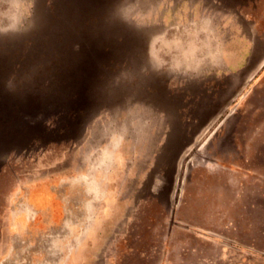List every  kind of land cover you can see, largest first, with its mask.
Segmentation results:
<instances>
[{
    "label": "rangeland",
    "instance_id": "374dc122",
    "mask_svg": "<svg viewBox=\"0 0 264 264\" xmlns=\"http://www.w3.org/2000/svg\"><path fill=\"white\" fill-rule=\"evenodd\" d=\"M0 264H264V0H0Z\"/></svg>",
    "mask_w": 264,
    "mask_h": 264
},
{
    "label": "clouds",
    "instance_id": "9594fccd",
    "mask_svg": "<svg viewBox=\"0 0 264 264\" xmlns=\"http://www.w3.org/2000/svg\"><path fill=\"white\" fill-rule=\"evenodd\" d=\"M149 55L152 61L151 67L154 72H157L159 74H168L169 72L175 70L174 65L169 63L168 53L163 47L157 49L155 53H153L152 46L150 43Z\"/></svg>",
    "mask_w": 264,
    "mask_h": 264
}]
</instances>
